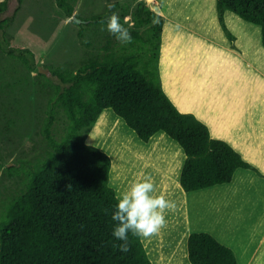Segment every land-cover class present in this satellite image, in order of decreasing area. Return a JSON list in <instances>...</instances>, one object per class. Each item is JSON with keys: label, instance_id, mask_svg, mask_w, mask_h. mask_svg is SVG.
Here are the masks:
<instances>
[{"label": "trees", "instance_id": "16d2710c", "mask_svg": "<svg viewBox=\"0 0 264 264\" xmlns=\"http://www.w3.org/2000/svg\"><path fill=\"white\" fill-rule=\"evenodd\" d=\"M18 2L0 17V59L12 60L0 69V264H154L142 238L131 233L128 252L114 247L121 242L112 236L111 157L84 140L103 109L111 108L145 142L158 131L175 139L185 153L179 182L186 191L230 182L237 168L255 166L166 93L157 66L164 20L143 1L107 0L101 12L80 13L75 0H54L77 25L83 52L75 61L44 63L51 76L38 70L29 48L10 45L6 28ZM215 3L230 38L227 10L259 24L264 46V0ZM7 6L0 0V14ZM113 12L131 43L117 41L100 23ZM32 83L39 95L28 116L30 106L19 101ZM186 245L192 264H239L233 249L208 231H191Z\"/></svg>", "mask_w": 264, "mask_h": 264}, {"label": "rangeland", "instance_id": "374dc122", "mask_svg": "<svg viewBox=\"0 0 264 264\" xmlns=\"http://www.w3.org/2000/svg\"><path fill=\"white\" fill-rule=\"evenodd\" d=\"M75 1L77 2L78 12L96 13L104 9V4H106L107 0ZM136 1H143L145 6L157 12L164 20L157 63L160 81L164 90L169 91L167 92L169 96L171 95L170 90L172 93L176 92V94L178 93L184 96L185 100L181 102L182 104L184 102L188 103L189 109H187V111L196 112L200 115L205 114L206 117L217 116V111H214V105L226 108L222 97L225 90L228 89L226 86L229 84L230 80H228L229 77L223 73L221 68L216 69L217 75L209 74L208 66L209 64H213L211 57L226 48L232 51V53H237L240 58L246 57L251 59L252 56L247 55L242 51V48H244L247 38H254L255 41H260V25L255 23L257 25L256 29H254L252 35H250V32L247 31L249 25V23L246 22L247 20H244L231 10H227V12L224 13V20L228 30L233 35V38H230L218 22L215 0H133V2ZM18 4V0H8V6L5 11L0 14V17L11 15ZM76 28L77 25L71 22V17L62 16L59 13L54 0H22L15 17H13L10 25L6 28V32L7 36L10 38V45L12 47L29 48L37 56L36 59L40 61L39 66L43 67L44 63H53V65H55L64 61H75L81 56L83 49L77 41ZM224 53L226 54L227 51ZM257 53H261V51ZM256 56V65L259 67V69H256L258 70L257 76L264 78V61L261 60L262 57L259 59L260 55ZM261 56H264V52ZM224 57L228 58L227 55H224ZM11 62V58L4 54L0 59V69H6ZM201 64H203L202 70L199 71V69H201ZM29 74L30 77L34 78L35 71L32 70ZM48 74L51 76L50 73ZM52 77L56 79V77ZM164 80L166 83H164ZM34 85L35 84L32 83L30 89L24 91L19 101L20 103H25V105L30 106V108L26 110L28 116L32 111L31 106L33 105V108L37 107L35 101L38 100L36 98L39 94L37 92L38 88L36 89ZM209 86L212 89H208ZM213 89L216 91L214 94ZM206 92L208 93L206 94ZM2 98H4V96ZM30 101L33 102L31 105ZM219 113L226 115L225 121H228L229 125L236 120L235 118L228 120L232 113H229V116L224 111ZM253 113L248 110L246 112V114L249 115L250 122H255V118H260V111L256 112L254 110ZM118 117L111 108L103 109L84 139L86 142L99 146L110 155L111 169L109 173V184L113 185L111 186L115 188L116 192L122 191L127 187L129 181L140 173L148 175L150 173L153 174V177L152 175L150 176L155 181L159 178L167 177L166 173H170L167 170L169 169L171 172H176V177H174L175 173H171L169 176L170 178L173 177L176 179L178 183L177 187L181 189L179 184L181 167L178 169L174 158L170 159L165 153L168 151L169 145H164L163 149H158V146L155 149L147 147L148 145L125 124L123 119L119 117L122 122L121 126L119 123H115L114 120ZM239 118L240 117L230 126V131L228 133H231L230 136H234L236 139H231L229 143L232 144L233 147L235 146L234 148L239 152L243 151L247 156L252 157L256 155V158L250 159L252 164H255L263 155L264 140L263 142L248 141L249 138H245L246 136L242 134L246 132L249 133V129L247 131L243 130L244 132H241V134L239 133L238 127L234 126L238 123ZM248 126L245 124L243 125L244 128H248ZM21 129L23 128L21 127ZM158 133L159 135L160 133L163 134L162 137L167 141L177 145V143H175L176 141L166 133ZM158 133L154 136H157ZM32 134L34 135L33 132ZM26 136L25 139H28L29 136ZM177 146H179V144ZM142 147L146 148L143 149ZM182 149L183 148L179 146L178 151L174 154L179 155L175 157V159L181 162L180 165H182L185 159ZM142 152L144 153L141 154ZM241 155L243 154L241 153ZM10 159H12V157H10ZM254 159L256 160L255 162ZM246 160L249 161L248 158ZM254 166L256 168V170H254L262 177L264 174V167L261 169L258 166L256 167V165ZM251 178L252 177H248L247 181L246 179H240L236 184V187L239 189H234L233 191L232 188L229 189V192H232V199L230 200L240 199L243 203L247 204V207L255 203L258 209L256 213L258 216L248 215V217L243 218L246 204L242 208L235 206L236 209L239 208L237 210L240 211L242 216H239L238 221L232 218L230 220L231 223H228L227 226L225 224L222 225L223 215L222 217H217L219 216L218 208L221 207L218 203L220 200L217 202L214 199L213 206L209 204L206 206L201 203L200 199L196 198L193 206L196 209L195 211H200L201 217H199L203 220H212L217 221L218 224L220 223L218 225L221 230L220 234L223 233L224 237L231 244L239 248L241 251H239L240 254L242 253L243 255L244 251H246V260L256 258L257 255H264V212L262 209L259 211L261 205L258 204L264 201V189L261 188L256 190L255 193H251L250 183L247 185V182H249L248 180ZM236 180H238L237 177L233 179L231 184L234 185V181ZM217 189H219V186H217ZM158 190L162 191L161 189ZM229 192L228 195L230 196ZM208 196L209 195L206 197ZM215 197H218V195H215ZM253 207L255 208L254 204ZM221 209L223 210V208ZM189 211V214H191L192 211ZM168 213L184 214V210L175 208ZM195 216L196 214L192 216L195 220L193 223H197V227L194 226V229L203 230L206 226L205 223L201 222L203 227H199L200 222L196 221ZM188 225L189 224H183L182 226ZM169 240L170 238L164 240L162 245L164 250H167ZM186 247L185 240L182 247L185 252L182 264H192L187 258ZM257 251L259 254H257ZM175 257L179 258V254H175Z\"/></svg>", "mask_w": 264, "mask_h": 264}, {"label": "crops", "instance_id": "0c3cea01", "mask_svg": "<svg viewBox=\"0 0 264 264\" xmlns=\"http://www.w3.org/2000/svg\"><path fill=\"white\" fill-rule=\"evenodd\" d=\"M226 12L227 11H225V13ZM246 22L249 23L247 31H249L250 35H252L253 33L252 31L256 29L257 25L249 21H246ZM225 51H227L226 54L224 53ZM242 51H244L247 55L252 56L251 59H248L246 57L240 58L237 53H232V51H229V49H226V48H224L223 51L217 52V54L211 57L213 64H209L208 66L209 74L217 75L216 69L221 68L223 73L229 77L228 80H230L229 84H227L226 86V88L228 89L225 90L223 97H222L224 106L226 108H222L220 106L214 105L215 106V108L213 107L214 111H217V116H214V117H206L205 114H203L204 115L203 116L196 112L195 114L208 124L210 128V133L212 136L222 138L226 140L227 142H231V139L233 140L236 139L234 136L231 137L230 136L231 133H228V132L230 131V126H232V124L237 120V118L240 117L238 123L234 125L235 127L236 126L238 127L239 133L247 131L249 129L248 130L250 131L249 133L248 132L243 133V134L241 133L242 135L246 136L245 138H249L248 141L263 142L264 140V132H263L264 130V78L257 76L258 70H256V69H259V67H257L256 65V61H257L256 55H260L259 59L260 57H262L261 60L264 61V56H261L262 53L264 52V46L261 42V29H260V41L259 42L258 40L255 41L254 38H247L246 43L244 44V48H242ZM259 51H261V53H257ZM224 55H227L228 58H225ZM202 66L203 64H201V69H199V71L202 70ZM195 83L198 84L197 82ZM208 89H212V88L209 86ZM170 92L172 93V91ZM207 93L208 92H206V94ZM214 93H216L215 89H213V94ZM172 94L175 98L176 97L178 98L176 99L179 100V103L184 109L186 110L189 109L187 102H184L183 104L181 102L185 100L184 96L178 93L176 94V92L175 93L173 92ZM247 110L251 111L252 113L254 110L256 112L260 111L259 113L260 118H255V122H250L249 115L246 114ZM218 111L219 112L224 111L226 112L228 116H229V113H232L229 116L230 118L228 120H231L232 118L233 119L235 118L236 120L229 125V122L225 121L226 115L219 113ZM244 124L247 126L249 125L250 127L248 126V128H244L243 127ZM158 132H164V131H158ZM155 134H153L150 137L149 140L151 142L149 140L148 142L144 141L145 144L148 145L147 147L155 149L158 146L157 147L158 149L159 148L163 149L164 145H169L168 151H166L165 153L168 155L170 159L174 158L178 166L177 168L179 169V167H181L182 165H180L181 162L179 160L175 159L174 154H175V149L178 151L177 148L180 146V144L175 139L172 138L173 140L176 141L175 143H177V145L179 144V146L174 144V146H177V147L172 148V146L170 145L172 144V142L164 139L162 137L163 134L160 133L159 135L158 133L157 136H154ZM148 143L151 145H149ZM145 148L146 147H144L143 149ZM240 152L243 154L242 156L245 159L248 158L250 162H251L250 159L256 158V155H253L251 157V156L245 155L243 151H240ZM143 153L144 152H142L141 154ZM262 153L263 155L260 158V160L255 164L253 163L254 165H256V167L258 166L261 169H263L264 167V150L262 151ZM255 161L256 160L254 159V162ZM116 166H117V163H116ZM249 169L250 168L239 167L238 169L235 170V173L233 174V178L230 182L215 184L212 186H208V187L196 189V190H191V191H186L182 187L181 189L178 188L177 187L178 183L176 182V179L173 177L170 178L169 176L171 173L173 174L175 173L174 177H176V172L175 171L171 172L169 169H167L170 172L169 174L168 172L166 173L165 171L167 177H163V178H159L158 180H155L157 188L167 193L168 198L175 202V208L178 210L183 209L184 214H180V213L173 214V213H168L169 212L168 211L166 214V221H167L166 225L162 229H160L158 233L150 237H147V238H142L146 251L148 252V255L150 256L153 263L154 264H176V263L182 264L184 260L183 256L185 254L182 247H183L184 241L185 240L187 241L188 234L191 231H208L211 234H213L218 240L222 241L223 243H225L226 245L230 246L233 249L239 264H264L263 254L262 256L257 255L256 258H253L251 260H246V251H244V254H245V257H244V254L243 255L242 253L240 254L241 251L239 248H236L233 244H231L224 237L223 233L220 234L221 230H220V226H218L220 223L218 224L217 221H212V220H203L202 218H200L201 217L200 211L199 210L195 211L196 209L193 207L194 201L196 200V198L200 199L201 203L205 204L206 206H208V204L213 206L214 199L217 202L218 200H220V202L218 203L220 204L221 207L218 208L219 216L217 217H222L223 215L222 225L224 224L227 225L228 223H231L230 220L232 218L233 220L236 219L238 221L239 216H242V214L240 213V211L237 210L239 208L236 209L235 206L237 207L239 206L242 208L243 206H245L246 203H243L242 200L240 199H237V200L234 199L231 201L230 199H232V196H231L232 192H229V189L232 188V191L234 189H239L238 187H236V184L240 181V179L242 180L246 179L247 181L248 177H252L250 180H248L249 182H247V185L250 183L249 186L251 188L249 186L248 187L250 188V190H252L251 193L252 192L255 193L256 190H259L261 188L264 189V174L261 177L257 174V172L254 169L252 170H249ZM263 173H264V170H263ZM149 175H152L153 177V174L150 173ZM235 177H237L238 180L234 181L235 183L234 185H232L231 182L233 181ZM217 186H219V189H217ZM228 192L230 193V196L228 195ZM200 194H202L203 196ZM207 195L209 196L206 197ZM215 195H218V197H215ZM253 204L255 208L253 207ZM253 204H251L250 207H247V204H246V209L244 210L243 218L248 217V215L258 216V214H256L258 212V209L256 208V204L255 203ZM258 204L261 205L259 211L262 209V211L264 212V201ZM221 208H223V210ZM189 210L192 211L191 214H189L190 212ZM195 214H196L195 216L196 221L200 222L199 227H203L201 222L205 223L206 226L205 228H203V230L194 229V226L197 227V223L194 224L193 222L195 220L194 218H192V216ZM230 214H231V217H230ZM183 224H189V225L182 226ZM166 238H170L168 245L169 246L171 245V246L170 248L168 246L167 250L166 249L164 250L162 245ZM236 249H237V252H236ZM175 254L176 255L179 254V258L175 257ZM257 254H259L258 251H257Z\"/></svg>", "mask_w": 264, "mask_h": 264}, {"label": "clouds", "instance_id": "9594fccd", "mask_svg": "<svg viewBox=\"0 0 264 264\" xmlns=\"http://www.w3.org/2000/svg\"><path fill=\"white\" fill-rule=\"evenodd\" d=\"M112 7L114 5H109V8ZM100 23L106 24L107 31L119 42H132L129 29L124 27L116 13H111L106 19L102 18ZM113 198L116 204L111 218L116 224L112 236L121 242L114 247L122 253L130 250L129 233L138 239L158 233L166 225L167 212L175 209V202L168 198L167 193L158 190L153 178L144 173L130 180L124 190L115 191Z\"/></svg>", "mask_w": 264, "mask_h": 264}, {"label": "bare ground", "instance_id": "6f19581e", "mask_svg": "<svg viewBox=\"0 0 264 264\" xmlns=\"http://www.w3.org/2000/svg\"><path fill=\"white\" fill-rule=\"evenodd\" d=\"M164 83H166L165 80H164ZM168 89H169V88H168ZM170 91H171V90H170ZM166 92H169V91L166 90ZM170 93H171V92H170ZM167 94H168V93H167ZM168 95H169V94H168ZM171 95H172V96H171ZM171 95H170V96H171V98L173 97L172 100H173V102L176 104V106H177L180 110H182V111H183V110H184V111H187L186 109H184V108L179 104L178 100L173 96L172 93H171ZM183 106H184V105H183ZM115 115H116V114H115ZM117 117H118V116H117ZM112 121H113V120H112ZM115 123H116V124L119 123L120 126L122 125V122H121V120L119 119V117H118L117 119H115ZM115 123H114V124H115ZM104 128H105V127H104ZM171 146H172V148H173V147H177V146H174V143H172ZM177 149H178V148H177ZM175 152H177L176 149H175ZM174 156H175V157H178L179 155L177 154V155H174ZM240 256H241V255H240ZM241 262H242V261H241Z\"/></svg>", "mask_w": 264, "mask_h": 264}, {"label": "water", "instance_id": "95a60500", "mask_svg": "<svg viewBox=\"0 0 264 264\" xmlns=\"http://www.w3.org/2000/svg\"><path fill=\"white\" fill-rule=\"evenodd\" d=\"M38 70L41 72H45L47 74L50 73L49 68H47V67L38 66Z\"/></svg>", "mask_w": 264, "mask_h": 264}]
</instances>
